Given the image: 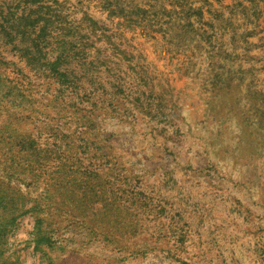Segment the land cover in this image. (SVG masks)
<instances>
[{"label": "rangeland", "instance_id": "rangeland-1", "mask_svg": "<svg viewBox=\"0 0 264 264\" xmlns=\"http://www.w3.org/2000/svg\"><path fill=\"white\" fill-rule=\"evenodd\" d=\"M0 264H264V0H0Z\"/></svg>", "mask_w": 264, "mask_h": 264}]
</instances>
